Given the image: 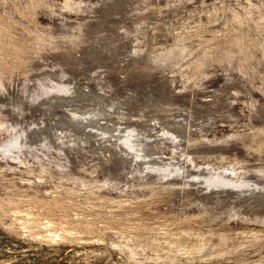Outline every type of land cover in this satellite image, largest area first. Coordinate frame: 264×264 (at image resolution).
I'll return each instance as SVG.
<instances>
[{
  "label": "rangeland",
  "instance_id": "rangeland-1",
  "mask_svg": "<svg viewBox=\"0 0 264 264\" xmlns=\"http://www.w3.org/2000/svg\"><path fill=\"white\" fill-rule=\"evenodd\" d=\"M0 264H264V0H0Z\"/></svg>",
  "mask_w": 264,
  "mask_h": 264
},
{
  "label": "bare ground",
  "instance_id": "bare-ground-1",
  "mask_svg": "<svg viewBox=\"0 0 264 264\" xmlns=\"http://www.w3.org/2000/svg\"><path fill=\"white\" fill-rule=\"evenodd\" d=\"M128 142H130V141H128ZM130 144H131V143H130ZM130 144H129V145H130ZM134 145H135V144H134ZM134 145L132 144L131 146H134ZM132 148H133V147H132Z\"/></svg>",
  "mask_w": 264,
  "mask_h": 264
}]
</instances>
